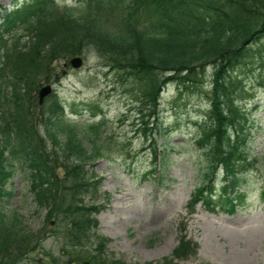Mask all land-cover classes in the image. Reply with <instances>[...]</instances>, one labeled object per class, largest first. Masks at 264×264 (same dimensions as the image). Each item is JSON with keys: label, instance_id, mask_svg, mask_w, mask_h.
I'll return each mask as SVG.
<instances>
[{"label": "trees", "instance_id": "trees-1", "mask_svg": "<svg viewBox=\"0 0 264 264\" xmlns=\"http://www.w3.org/2000/svg\"><path fill=\"white\" fill-rule=\"evenodd\" d=\"M93 3L84 0L78 8H59L53 0H25L0 22V195L13 157L21 158L30 168V189L36 204L48 208L46 218L55 215V224L65 230L63 251L71 248L77 254L76 260L85 264H116L86 250L95 245L94 251L100 253L107 240L100 237L97 242L90 241L96 226L90 214L97 207L81 204L82 196L97 188V181L89 180L84 167L98 154L84 141L95 142L103 117L73 122L65 117L62 103L53 97L42 112L45 138L34 126L33 91L40 77L49 73L54 59L93 48L109 66L146 85V95L156 105L166 82H175L180 94L200 91L209 66V111L198 140L205 163L200 167L202 183L195 190L193 202L210 197L212 179L222 169L225 182L219 197L228 206L226 210L232 212L246 197L245 171L251 163L239 145L244 142L240 137L242 114L234 105L228 82L251 45L264 38V0H128L119 17L120 25L114 30L104 25L108 20L102 21L91 12ZM100 4L97 0V6ZM141 14L155 17L150 28L139 26L136 17ZM91 115L95 113L91 111ZM235 124L240 132L233 135L229 128ZM157 155L155 152L153 165ZM58 166L66 170L62 181L55 175ZM18 215L16 211L9 215L0 210V264H15L39 242L38 234L26 231ZM197 248L182 234L171 257L145 264H178L175 258L193 256ZM85 251L92 259L87 261ZM52 261L70 264V260L63 262L56 256Z\"/></svg>", "mask_w": 264, "mask_h": 264}, {"label": "rangeland", "instance_id": "rangeland-1", "mask_svg": "<svg viewBox=\"0 0 264 264\" xmlns=\"http://www.w3.org/2000/svg\"><path fill=\"white\" fill-rule=\"evenodd\" d=\"M55 1L59 6L78 5V0ZM12 4L14 0H0V18ZM83 57V66L68 67L67 74L54 82V89L66 109L71 103L97 104L105 114L95 145L103 156L85 167L88 174L97 175L99 187L97 193L84 196L83 202L101 205L96 233L110 239L107 253L126 264L159 260L177 244V225L183 223L199 249L181 264H264V201L260 199L264 187V38L251 45L228 82L234 105L247 116L240 137L245 136L242 146L253 162L247 173L245 205L233 214L224 211L217 195L210 197L209 205L199 202L193 214L184 208L200 184L199 166L205 162L197 137L209 111L206 93L211 69L199 92L180 95L171 84L153 107L146 85L138 79L112 69L92 49ZM67 117L90 118L88 113ZM230 131L235 134V128ZM153 149L167 156L166 165L156 166V172L150 171ZM12 170L5 185L12 194L2 196L0 205L7 212L17 210L26 231L40 233L39 244L17 264H50L49 254L62 256L65 230L45 221L47 209L34 202L27 168L15 162ZM158 174L162 175L160 182ZM220 179L221 172L216 185ZM248 237H254L250 245ZM234 249L246 257L240 258ZM69 257L75 258L76 253L70 252Z\"/></svg>", "mask_w": 264, "mask_h": 264}, {"label": "water", "instance_id": "water-1", "mask_svg": "<svg viewBox=\"0 0 264 264\" xmlns=\"http://www.w3.org/2000/svg\"><path fill=\"white\" fill-rule=\"evenodd\" d=\"M70 63L73 67H79L82 63V60L81 58L79 57H74L72 59H70ZM62 73H65V70H62ZM51 92V86L49 84L41 87L38 91V100H39V103L42 102L43 98L49 94Z\"/></svg>", "mask_w": 264, "mask_h": 264}, {"label": "bare ground", "instance_id": "bare-ground-1", "mask_svg": "<svg viewBox=\"0 0 264 264\" xmlns=\"http://www.w3.org/2000/svg\"><path fill=\"white\" fill-rule=\"evenodd\" d=\"M248 239H249V245H250V241L254 240V237H252L251 239H250V237H248ZM233 252H234L235 254H237L238 256H240V258H242V257L245 258V257H246V253H244V252H239V251L236 250V249H234Z\"/></svg>", "mask_w": 264, "mask_h": 264}]
</instances>
